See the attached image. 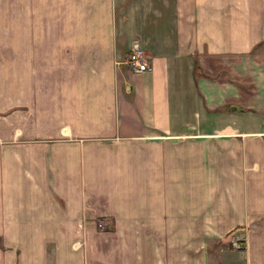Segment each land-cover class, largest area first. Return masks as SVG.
Instances as JSON below:
<instances>
[{"label": "crops", "instance_id": "1", "mask_svg": "<svg viewBox=\"0 0 264 264\" xmlns=\"http://www.w3.org/2000/svg\"><path fill=\"white\" fill-rule=\"evenodd\" d=\"M0 264H264V0H0Z\"/></svg>", "mask_w": 264, "mask_h": 264}, {"label": "built area", "instance_id": "2", "mask_svg": "<svg viewBox=\"0 0 264 264\" xmlns=\"http://www.w3.org/2000/svg\"><path fill=\"white\" fill-rule=\"evenodd\" d=\"M128 63L132 66L134 70H137L139 72L149 70L152 68L151 65L149 64L147 54L145 53L144 50L138 47L134 48L129 54ZM98 225L99 227L102 228L105 226V223L100 221ZM232 245L234 248L239 250L245 249V244L238 240H233Z\"/></svg>", "mask_w": 264, "mask_h": 264}, {"label": "water", "instance_id": "3", "mask_svg": "<svg viewBox=\"0 0 264 264\" xmlns=\"http://www.w3.org/2000/svg\"><path fill=\"white\" fill-rule=\"evenodd\" d=\"M233 108L235 109V108H236V106H233Z\"/></svg>", "mask_w": 264, "mask_h": 264}]
</instances>
